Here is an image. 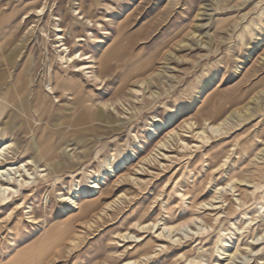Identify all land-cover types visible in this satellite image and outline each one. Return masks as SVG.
Masks as SVG:
<instances>
[{
    "label": "rangeland",
    "instance_id": "obj_1",
    "mask_svg": "<svg viewBox=\"0 0 264 264\" xmlns=\"http://www.w3.org/2000/svg\"><path fill=\"white\" fill-rule=\"evenodd\" d=\"M39 8L41 16H25ZM89 14L91 21L83 18ZM56 24L71 53L91 56L90 69L76 73L62 61ZM0 99V145L14 143L9 161L35 158L45 169L0 207V264H14L24 251L15 264L139 261L147 249L120 234L147 242L158 227L167 232L165 221L196 215L181 242L157 254L158 246L148 248L156 257L143 264H264V0H0ZM229 112L233 129L209 142L187 128ZM105 168L117 170L99 193L79 200L89 227L81 220L73 227L86 239L76 250L65 241L34 259L38 251L28 248L67 218L61 195L89 190ZM220 186L227 190L216 194ZM211 202L221 207L205 205ZM153 221L150 234L134 226Z\"/></svg>",
    "mask_w": 264,
    "mask_h": 264
},
{
    "label": "bare ground",
    "instance_id": "obj_2",
    "mask_svg": "<svg viewBox=\"0 0 264 264\" xmlns=\"http://www.w3.org/2000/svg\"><path fill=\"white\" fill-rule=\"evenodd\" d=\"M50 1H53V0H50ZM94 1H95L96 5H99L101 3V0H94ZM78 5H79L78 6L79 14H82L83 3L78 2ZM78 8H76V9L78 10ZM43 11H45L44 8H39V9H36L34 13L33 12L26 13L25 16L27 18H30L34 14L41 16ZM90 15L91 14L84 16L83 18L87 17L88 21H91ZM76 19L77 18H75V17L73 18L74 23H72V25H75L76 23L79 24L78 20H76ZM55 30L58 32L56 34L57 35V41H58L57 46L60 47L61 51L65 53L64 56H61L62 61L70 63L72 66H74L75 68H74L73 72H76V73H82L85 70L90 69L91 65L88 64V59H90L91 56H88L87 54H83L80 50H78L76 53H71L69 47L65 43L66 38L63 35L64 29L62 28L61 24H56ZM79 40H82V39H79ZM78 60L85 61V62L82 64H76V62ZM90 73H92V71H86L85 72V74H90ZM89 77L97 78L93 74L89 75ZM87 79H88V75H87ZM72 81H73V79H72ZM30 84H31V81H30ZM70 84H71V80H68V79L64 80L63 88L70 86ZM80 93H82V90H79L77 92L78 95ZM87 101H88V99H87ZM0 102H1V104H5V102L1 99H0ZM74 106L76 107V105H74ZM0 107H2V106L0 105ZM86 111L88 113V106L86 107ZM2 113H3V110L1 109L0 116ZM231 117H232V113L229 112V113L225 114L218 121L207 122L209 120L208 119L204 122V124L200 128L194 127V124L192 122H188V121H187L186 125L188 126L187 128L191 130L190 131L191 133H194L197 130L195 132L194 136H196L203 143H206V142H209L215 136L228 134L233 129L234 126L231 123ZM156 133H157L156 127H155V125H153V128L151 129L150 134L154 135ZM174 133H176V131L174 129H171L166 133V135L168 137H171ZM182 136H184V135H182ZM180 140L183 142L185 139H183L181 137ZM167 141H168V139L167 140L165 139L164 141H159L157 148L160 149L161 147H166V145H168ZM13 144H14L13 142H6L5 141L0 145V207L5 205V204H9V200H17V198L20 196V193H19L20 190L25 189V187H28V185L30 183H32V179L36 180L37 178L44 176L43 171H45V169H39L40 166L37 165V161L35 158H29L23 162H14L13 160H12L13 162L9 161V157L11 156L10 155L11 154L10 149L12 148ZM186 146H188V143L186 144ZM227 157H229V156H227ZM227 161H228V159H227ZM33 165H36V166H34V168L36 167L35 172L31 171L29 168V166H31V168H32ZM116 170H117L116 168H113V169L105 168V170H102L99 174H96L94 177H92L90 179L89 184L87 185L89 190L88 189L87 190L77 189L75 191L73 190L69 196H67L66 194L61 195L60 200L62 202H65L68 204L66 207H64L65 214L67 215V218H65L59 224L51 226L50 228H48L45 232L44 239L40 240L38 243H37V241H34L32 246L28 248L30 253L35 252V250L38 251V254L36 255V257L34 255V257H35L34 259L42 260L50 252H52V250H54L56 247L62 245L65 241L68 242L69 249H71L72 251L76 250L82 244V242L86 239L85 235L81 234L82 231H79L77 233L74 232V227H73L74 222H76L77 220H81L80 222L82 224V227H87V228L89 227V224H88V220L85 219L86 215L88 214L87 213L88 211L85 210V207L87 206V204H85V202H80L79 200H81L83 198H90V197L94 196L95 194L99 193V190L101 189L102 184L106 183L105 179L107 178V176L112 175L111 173L116 172ZM116 175H117V173L114 176H116ZM244 181L245 180H242L241 182L243 183ZM233 182H234V180H233ZM228 185H231V187L235 188L234 184H232V183L228 184ZM224 190H227V186L226 187L220 186L219 188L217 187L216 194L223 193ZM184 195H186V193ZM123 196H125V194L117 197L115 200H112L110 202L105 203V208H104L103 212H105V210H110V209L113 210V208L116 205H118V202L122 199ZM217 198L218 197L214 196V199H217ZM25 199H26V197L23 194V198L20 200H25ZM237 200H241V199L237 198ZM224 201H227V199H224ZM215 203H219V202H215ZM201 204H203V203H201ZM205 205H207V206L211 205L212 207H214V209H219L221 207V206H214V203H212V202L206 203ZM22 207H23V202L17 203L11 209V212L9 213L7 218L8 219H14ZM75 210H77V212L73 213V211H75ZM101 213H102V211H101ZM98 217H99V215H98ZM29 218L31 219L32 222H36V219L33 217V215H29ZM99 218H101V216ZM196 219H199V216L196 215V217L194 216L192 219L190 218V220L188 219L187 221H183V222H179V223H173L171 221H165L163 224H164V229L167 230V232L165 233L164 230H162L160 233H158V231L160 229L158 227L157 230L155 231L156 236H153L151 238V240L147 241V242H144L145 238H143L141 235L131 234L130 232L120 234V237H122L124 239L129 238L130 236L135 237L138 240L137 242L141 243L143 245L144 249H147L144 251V258L146 260H150V259L156 257L153 255L154 252H156L155 254H157V251L163 252V251H165V249L169 250L170 244L175 242V240H176L175 238L179 237L178 241H180V239H182V237H180L179 232H181V230L183 228L190 225V223L196 222L195 221ZM253 220L254 219H251V221H253ZM157 223H158L157 221L149 222L146 224H143L141 222H136L134 224V226L141 233L149 232V234H150L151 231H153L154 228L157 226ZM250 226H251V224H250ZM250 226H249V228H250ZM81 230H83V229H81ZM168 233H170V235H168ZM194 234H195V232H194ZM194 234L188 233L187 236L188 237L191 235L193 236ZM130 242H133V241H130ZM165 242H167V244H165ZM223 242H226V241H223ZM153 243H154V245H152ZM155 246L156 247L158 246L160 249H155L154 252L149 251L151 249L150 247H155ZM148 248H150V249L148 250ZM25 254H26L25 251L23 253L19 254V256L14 261V264L19 263L20 259L25 257ZM232 254H230V255H232ZM182 256H185V254H182ZM145 259H142L139 261L138 260H129V261H125L123 264H143V260H145Z\"/></svg>",
    "mask_w": 264,
    "mask_h": 264
}]
</instances>
